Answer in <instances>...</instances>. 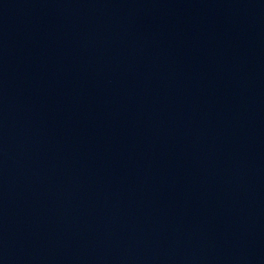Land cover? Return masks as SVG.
<instances>
[{
    "label": "water",
    "instance_id": "water-1",
    "mask_svg": "<svg viewBox=\"0 0 264 264\" xmlns=\"http://www.w3.org/2000/svg\"><path fill=\"white\" fill-rule=\"evenodd\" d=\"M0 264H264V0H0Z\"/></svg>",
    "mask_w": 264,
    "mask_h": 264
}]
</instances>
